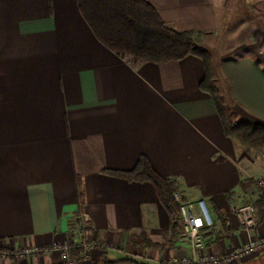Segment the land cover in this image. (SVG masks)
Here are the masks:
<instances>
[{
  "label": "crops",
  "instance_id": "obj_1",
  "mask_svg": "<svg viewBox=\"0 0 264 264\" xmlns=\"http://www.w3.org/2000/svg\"><path fill=\"white\" fill-rule=\"evenodd\" d=\"M147 1L175 29L206 32L230 118L264 123L263 34L253 28L247 43L234 38L221 22L226 0ZM203 75L195 55L163 63L118 55L96 37L78 0H0V250L93 239L116 248H96L76 264H168L189 255L184 228L170 233L151 182L105 172L131 169L141 154L178 181L183 200H205L215 220L203 228L206 252L264 235V204L252 230L234 212L260 197L264 159L225 134L200 88ZM144 237L164 245L148 247ZM258 254L232 264H253ZM0 264L62 261L57 252L0 254Z\"/></svg>",
  "mask_w": 264,
  "mask_h": 264
},
{
  "label": "trees",
  "instance_id": "obj_2",
  "mask_svg": "<svg viewBox=\"0 0 264 264\" xmlns=\"http://www.w3.org/2000/svg\"><path fill=\"white\" fill-rule=\"evenodd\" d=\"M78 4L96 37L120 56L131 55L134 61L154 63L181 60L189 55L199 57L204 67L200 88L213 99L225 134L248 146L255 157L264 159V123L230 118L227 101L217 83L213 54L205 46L206 32L175 29L147 0H78ZM105 172L128 181L151 182L171 217L170 233L180 232L181 204L175 196L178 181L159 173L147 155L141 154L131 169H106ZM261 203L264 204L262 195L253 201L255 207ZM213 221L212 227L214 218ZM143 242L152 248L164 245L147 237ZM81 251L75 246L72 255H79Z\"/></svg>",
  "mask_w": 264,
  "mask_h": 264
},
{
  "label": "built area",
  "instance_id": "obj_3",
  "mask_svg": "<svg viewBox=\"0 0 264 264\" xmlns=\"http://www.w3.org/2000/svg\"><path fill=\"white\" fill-rule=\"evenodd\" d=\"M257 186L259 187L260 195L264 197L263 177L257 179ZM175 196L181 204L183 228L191 244V253L181 258H171L168 260V264H232L264 251V235H262L243 241L224 252H206L204 250L206 241L203 228L212 227L214 221L205 200H199L197 206H195L192 202L183 200L179 193H176ZM234 212L239 223L246 230L255 229L260 222L256 207L253 203H237L234 206ZM200 218L204 221V227L199 224ZM74 247L75 245L73 243L60 241L49 246H24L12 252L0 250V254L3 256L11 255L14 258H25L37 254L57 252L60 254L62 264H76L79 260L90 259L92 250L96 248H114L107 241L92 239L77 246L82 251L79 255L73 256L72 250Z\"/></svg>",
  "mask_w": 264,
  "mask_h": 264
},
{
  "label": "rangeland",
  "instance_id": "obj_4",
  "mask_svg": "<svg viewBox=\"0 0 264 264\" xmlns=\"http://www.w3.org/2000/svg\"><path fill=\"white\" fill-rule=\"evenodd\" d=\"M227 2V12L228 16L226 21L222 19V24L225 22L231 23L230 29L234 31V38H239V41L242 43H247L249 41V33L253 31H257L259 35L263 34L264 38V0H226ZM254 33V32H253ZM229 35V34H228ZM222 41V36L220 35ZM229 38V37H227ZM219 41V37L217 39ZM217 40L215 43H217ZM207 43V37H206ZM205 43L206 48L207 45ZM214 41L212 44H215ZM209 49V48H208ZM214 50L216 48H213ZM210 50V49H209ZM211 51V50H210ZM246 51H241L240 54H245ZM212 53V51H211ZM213 54V53H212ZM127 60H133L131 55H125ZM115 247V245H113ZM116 248V247H115ZM107 249V248H102ZM113 249V248H109ZM124 257H128L127 255H123ZM253 264H264V251L258 254L255 258ZM141 262V261H140ZM142 264H148L146 261H142Z\"/></svg>",
  "mask_w": 264,
  "mask_h": 264
}]
</instances>
